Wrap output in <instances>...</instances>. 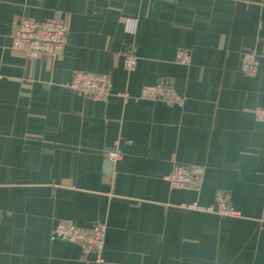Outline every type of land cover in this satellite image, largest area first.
Returning a JSON list of instances; mask_svg holds the SVG:
<instances>
[{
  "label": "crops",
  "instance_id": "0c3cea01",
  "mask_svg": "<svg viewBox=\"0 0 264 264\" xmlns=\"http://www.w3.org/2000/svg\"><path fill=\"white\" fill-rule=\"evenodd\" d=\"M21 18L66 22L62 55L11 50ZM263 38L264 0H0V264H264V56L241 69ZM80 70L109 96L69 87ZM160 80L184 100L141 97ZM177 164L204 168L199 190L170 185ZM218 191L239 215L190 207ZM64 219L106 224L102 262L51 237Z\"/></svg>",
  "mask_w": 264,
  "mask_h": 264
},
{
  "label": "built area",
  "instance_id": "2783aa9c",
  "mask_svg": "<svg viewBox=\"0 0 264 264\" xmlns=\"http://www.w3.org/2000/svg\"><path fill=\"white\" fill-rule=\"evenodd\" d=\"M135 20H128L127 27L133 30ZM69 27L62 19H33L21 18L17 21L12 34L11 50L21 52L29 59L43 56L56 58L62 55L68 39ZM264 56V38L261 40V49H249L243 52L241 69L245 74L254 75L258 71L259 58ZM177 59L183 64L191 60L190 52L179 50ZM137 57L133 52L125 54L124 67L127 71L135 69ZM69 87L83 96L97 100L106 99L111 90V77L106 72L78 71L68 84ZM141 97L151 100H161L165 103H180L184 97L165 80L145 85L141 90ZM258 120L264 121V106L254 110ZM117 145V143H116ZM121 157L117 146L107 151L110 162H116ZM204 168L198 164H177L173 171L167 176L170 185L174 188L199 190L202 186ZM192 208L207 212L217 213L223 217L237 216L239 212L231 203L230 194L226 191H218L215 202L209 206L197 203L190 205ZM264 220V213L262 216ZM107 226L105 223L97 222L90 227L77 225L70 220H60L52 230V238H60L77 243L85 254L93 253L97 262H102V252L106 241Z\"/></svg>",
  "mask_w": 264,
  "mask_h": 264
}]
</instances>
